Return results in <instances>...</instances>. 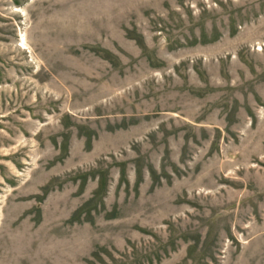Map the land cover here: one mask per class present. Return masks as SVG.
Segmentation results:
<instances>
[{"label": "rangeland", "instance_id": "obj_1", "mask_svg": "<svg viewBox=\"0 0 264 264\" xmlns=\"http://www.w3.org/2000/svg\"><path fill=\"white\" fill-rule=\"evenodd\" d=\"M0 264H264V0H0Z\"/></svg>", "mask_w": 264, "mask_h": 264}]
</instances>
